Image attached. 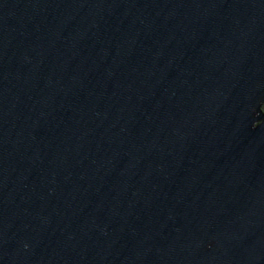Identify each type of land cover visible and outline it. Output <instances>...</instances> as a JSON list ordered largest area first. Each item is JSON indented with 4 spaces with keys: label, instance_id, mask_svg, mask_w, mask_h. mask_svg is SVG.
Instances as JSON below:
<instances>
[{
    "label": "water",
    "instance_id": "95a60500",
    "mask_svg": "<svg viewBox=\"0 0 264 264\" xmlns=\"http://www.w3.org/2000/svg\"><path fill=\"white\" fill-rule=\"evenodd\" d=\"M0 264H264V0H0Z\"/></svg>",
    "mask_w": 264,
    "mask_h": 264
}]
</instances>
